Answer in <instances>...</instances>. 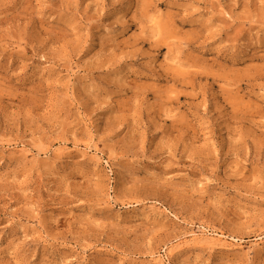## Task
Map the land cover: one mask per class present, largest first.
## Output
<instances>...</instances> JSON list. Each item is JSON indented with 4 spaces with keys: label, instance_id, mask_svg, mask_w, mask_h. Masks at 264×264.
Segmentation results:
<instances>
[{
    "label": "rangeland",
    "instance_id": "obj_1",
    "mask_svg": "<svg viewBox=\"0 0 264 264\" xmlns=\"http://www.w3.org/2000/svg\"><path fill=\"white\" fill-rule=\"evenodd\" d=\"M0 264H264V0H0Z\"/></svg>",
    "mask_w": 264,
    "mask_h": 264
},
{
    "label": "bare ground",
    "instance_id": "obj_2",
    "mask_svg": "<svg viewBox=\"0 0 264 264\" xmlns=\"http://www.w3.org/2000/svg\"><path fill=\"white\" fill-rule=\"evenodd\" d=\"M209 234H210V233H209ZM215 235H216V234H215ZM201 237H202V236H201ZM207 237H208V236H207ZM203 238H204V237H203ZM203 238H202V240H203ZM210 238H211V237H210ZM210 238H209V239H210ZM209 239H208V240H209ZM198 240H199V239H198ZM206 240H207V238H206ZM211 240H212V238H211ZM200 241H201V240H200ZM212 241H214V240H212ZM212 241H211V242H212ZM217 241H218V240H217ZM215 242H216V241H215ZM212 243H213V242H212ZM209 244H210V243H209ZM216 244H217V243H216ZM216 244H214V245H216Z\"/></svg>",
    "mask_w": 264,
    "mask_h": 264
}]
</instances>
